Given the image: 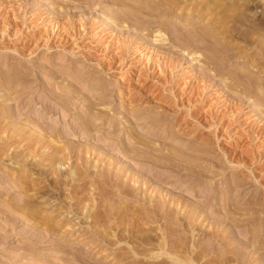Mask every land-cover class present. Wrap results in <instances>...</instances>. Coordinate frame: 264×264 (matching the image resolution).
<instances>
[{"label":"rangeland","instance_id":"1","mask_svg":"<svg viewBox=\"0 0 264 264\" xmlns=\"http://www.w3.org/2000/svg\"><path fill=\"white\" fill-rule=\"evenodd\" d=\"M18 1L21 2L23 0H0V4L2 3V5H4V7L8 6V8H12L11 6H15V4L16 5L19 4ZM24 1H25V3H24ZM24 1H23L24 5L25 4L30 5V4L36 3L37 7L40 8V10H41V11H39L40 12L39 14H41L40 15L41 20H45L43 22L46 24V26H48L49 24L56 23L57 25L55 24V26H59V29H60L59 34L62 33V35H61L62 37L60 36V38L63 39V36L65 35V40L62 41V43L64 42V44H63L64 47L62 46L63 48H60V46H58V44H56V46H54L55 44H53L54 40L57 39L58 35L57 36L55 35L53 37V40H50V38H49V40H48L49 47L50 46L51 47L53 46V47L49 48V50H47V48L45 46H43V41L45 39L44 38L45 35L50 31L49 30L50 28L46 29L40 25L36 26V28H35L34 25L36 24V22H34V25H33V23H30L29 20L25 21L23 19V17L24 18L25 17L31 18L30 17L31 12H29V11L26 12L25 13L26 15L25 14L17 15L19 17L16 18L15 20L12 18L11 15L9 16L8 14H4V13L0 14V69L3 68L2 70L4 72L3 73L4 79L9 80L8 76H10V78L11 77L13 78V80L15 82L14 87L16 88L15 90L10 91L11 95L8 96V98H13V100L11 102H6V103L3 102L2 103L3 100H1V99H3V98L1 97V99H0V104L2 103L0 106V109L4 108V105L5 106L8 105L9 109H10L9 110L10 113L9 112H7V113H9L11 115L10 116L8 115V117H7L8 119H6L7 122H9V121L20 122V120H21V122H23V120L24 121L29 120L30 119L28 117L29 112L26 111L25 109H22V108H24V107L27 108L28 106L30 108L32 106L34 109H36V108L38 109V107H41V105L43 104V100H44V97L46 95V91L40 90L37 87L44 80L43 70H40V69L37 70V72H36L37 74H35V72L33 71V75L31 74L32 71L28 72L29 75L24 77V79L29 81V82L26 81V83H23V84L21 83L22 76H20L18 74L19 73L21 74L22 72L27 71L26 70L27 68H25V67H31L33 64L40 66V64H41L40 62L45 61V60L47 62L49 61V63L54 62L53 64L64 63L63 65H67V66H69V68L72 67V70L74 67H75L74 70H77V68H78V72H80L82 74L81 76H83V77L88 76L89 78L85 77L88 79H90V77H92L93 79L91 78L92 79L91 82H93L95 85H100L101 88L99 87V89L97 91L98 94L101 93V91L104 89L103 91L106 92V94H105L106 99L102 102L104 104H98L99 106L95 105L94 107H96V108L93 107L92 109H94V110L93 111L90 110V112L92 111L91 113L88 110H86L85 108L81 107L82 105H85L88 102V100H86L84 98L83 101L85 103L81 101V103L78 102L77 104H73V106L67 105V107L64 106L65 108L61 106L62 108L59 107L55 112H53L54 114L53 113L51 114L52 116L50 114H48V117H46V118L43 117L44 119L42 121H46V119H48L47 121H52V120H53V122L56 121L55 123H57V130L61 131L62 129L67 127V129L69 128L70 132H72V134H73V135L72 134L70 135L69 141L68 140H65V141H67L66 143H68V142L71 144L74 143L73 144L74 147L72 149H74V148H76V149H74V151H72L73 152L71 154L72 157L70 156L69 159L63 157V160L61 162L63 165L61 167H59L60 171L58 170V168H56L57 166L53 165L52 166L53 168L50 167V163H48L49 161H47V159H46L47 157H45L52 152L53 148H50V150L45 149V150H40V151L38 150L37 151V146L34 144V141L32 139L27 138L29 140H27V139L25 140V138L28 135L30 137V133L32 132V130L30 132H27L26 130H25V132L24 131H19V132L16 131L15 132V130L10 129L9 130L10 133L7 132L8 134H5V135L0 134V136L2 138L5 136V139L0 138V194H1L0 195V212L1 211L6 212L3 214L1 213L0 216L2 217V219L7 218L6 220L8 223L7 226H5L4 229L0 231V238H1L0 239V264H66L68 262V260H70L71 258L75 259V260H79L78 261L79 264H80V261L82 264H83V262L85 264H116L117 261L119 259H121L122 257L124 259L130 258V257H126V256H131L132 258L135 257L133 255V253L135 251H137L135 253L138 255L135 258H138L137 261H139V262L136 261L135 262L136 264H138V263L139 264H142V263L143 264H145V263H148V264H160V263H162V264H164L165 261L167 264V260H166L164 255L163 256L160 255V257H157L156 259L155 258L154 259L149 258L152 255L149 253H151V252L153 253L156 251V249L159 247V242L162 241V243H163L162 238L164 239L165 236L167 237V239L165 238L167 241L168 240L170 241V239H171V242H176V241L181 242L180 244L183 245V249H186V250L188 249L186 251L187 253H185L183 250H182L183 252L181 253L180 252L181 250H179V253H181L182 257H186L182 254H185L189 257V255H191V254L193 255V253H195L194 255L200 254L203 257V259L206 258V262H203L205 260H203V261L199 260V263L202 262V263H206V264L209 263L210 264V262H211V264H226V263L227 264H235L236 263L235 260H233L234 262L232 260L227 262V261H225V259H227L228 257H233V253L236 254L237 252L242 251L243 245L245 247V243L243 244L241 240H240L241 242L238 243L239 240H231L228 237L226 238V235L228 233L227 231H229L228 230L229 226L225 227V225H223V226H221V228L215 227V226H217L215 221H217L218 217L217 218H216V216L214 217V215H212L211 211H208V210H211L210 208H212V206H215L214 208H218V209L220 208V210L222 209L223 204L227 203V198L224 196L228 195V193L230 194V192H226L225 190H226L227 186L231 185L232 182H234V180H236L235 182H237L238 180H239L238 182H241V180H242L241 183H244V186L241 188H238L237 190L231 191L232 195L236 194V195H238V197H236L235 200H232V201L230 200L229 203L231 202L234 206H237V207L239 206L242 208H247V207L252 208V207H257L260 204L263 205L264 204V161H263L264 159L262 160V162L259 163V165L257 163L256 166L255 165L251 166V168H253L252 169L253 172H251V171L249 172V170L243 168L242 166L237 167L234 164L236 166L235 167L233 164H229L226 161L224 154L220 150V149L224 148V150L227 149L226 151H230L231 150V144H232L229 141L228 134L227 133L225 134V131H224L225 129L223 130V128L219 129L220 131L217 129H215V130L203 129L202 132H200L201 134L204 133V136H206V138L204 139L205 140L204 142H207V143L205 144L204 147H200V146L199 147L201 149H206L208 151V153H207L208 158L210 157V159L206 160V164L216 167V168H214V170L222 173V174H218L217 172L214 173V174H216V176H213V174L210 175L209 172L210 171L214 172V171H212V168L209 167L208 165H207V167H208V169L210 168L209 170L206 168H199L198 169L197 167H193L194 169L190 170V168L188 166H181L182 167V169H181L180 165L177 166V165H173V164L168 163V162L162 163L160 161L155 160L152 157L149 158L150 155H148V154H146L147 156H145L142 153L129 152L128 156H126L127 154L124 151H123L124 153L123 152L121 153V151H122V148H124V146L128 145V144H126L128 136L125 133V129L127 128L128 125L129 126L133 125L134 129L136 128V130H138L139 132L142 131L144 133V132L148 131L150 133L151 142L153 141L154 144L156 143V145H154V147H153V150L151 151L152 153H150L152 156L158 155V151H156L159 148L158 145L160 143V142H158V140L162 141L161 142L162 145L167 142L166 144L168 146H171V148L173 150H176L177 147L175 148V146L177 143H178L177 145H181L184 143L186 144V142L187 143L192 142L191 144H193V146L198 147L201 138L200 139H199V137L197 139L194 138L197 135L196 132L192 133L191 135H184L186 127L183 124L185 122L184 120H186V119H187V122H192V119L190 117L192 116V114H196V112L199 111L198 109L201 108V107H199V105H196L197 107L192 106L189 111L187 110L184 112V110H186V107L191 105V102L195 99V96L192 98L189 97L188 95L181 96L180 100L182 102L183 107L180 110L182 111L184 109L182 111V113H184V114H181V116L178 117V122L181 120V122H183V123L179 122V124H181V127H183V125H184L185 128L183 127L184 128V130H183V128L180 127V130H178L177 120L172 121L171 116L167 115L164 111L161 112V110H158L157 107L155 106V104L154 105L150 104L144 97L142 99L140 98L141 100H137L139 97L137 92L139 91V89H144V88L147 89V88L151 87V88H153V90H155V91L157 90V93L155 92L156 95L159 94L158 96H161L160 98L163 97L162 100L165 99L164 101L169 102L173 96L169 93V90H172L173 93L175 94V96H178V94H179L180 86L176 85L177 84L176 82H178L179 79H180L179 81H181V82L182 81L189 82L192 80V82L194 84L195 82L193 81L194 80L193 77L194 78L197 77L198 79L201 78V76L204 73L203 68L205 67V64H203V63L208 62L211 57L215 58V60H216L215 61L214 59H212L213 62L215 61L214 65H215V63L217 64V61L218 62L222 61V62H220V64L222 63V65L220 67H223V71H225V70H227L228 72L232 71L236 75L238 72L239 78H237V80H235L236 82L237 81L240 82L242 79H245L247 77L246 79L249 78L250 81L252 82V84L256 83V86H258V85L260 87L262 86L259 94L260 95L262 94V96L264 97V67L262 66L263 65L262 59L264 60V55H263L264 51H263V53H262V51L260 52L259 51L260 48L258 46H254V47L251 46L250 48H247L248 47V46H246L247 45V40H246L247 38H246V31H245V27H244V25L246 24V16H247V13L249 11L254 13L255 25H257V26L259 24L264 25V23H263L264 22V0H254V1L251 0V2H249L250 0L249 1H247V0H218V1L217 0H196V1L192 0V3L189 2L188 0H175L177 2H172V3L169 2L172 6L168 2L162 3L159 0H151L152 2L149 1L150 4H147V2L144 3L143 0H140V1L139 0H127V1L123 0L122 2L118 1V3H117V1L113 2L112 0H110V1L109 0L108 1L107 0H100L99 1L100 3L96 2L97 0H93V2L90 0V3H89V0H24ZM184 1H186V2H184ZM259 1H260V3H259ZM193 2L196 4L194 5ZM114 3H116V4H114ZM164 3H168V4H164ZM204 3H208L209 7L210 6L213 7L212 9L210 8L211 10L208 8L211 11V13L208 12V10L207 11L203 10L204 11V13H203V11H202L203 5L202 4H204ZM145 4H147V5H145ZM181 4H183V5H181ZM88 5H89V7H88ZM145 6H148L149 10L146 9ZM169 8H171V10ZM127 9H128V13L126 15ZM138 10H140V11H138ZM190 10H192V11H190ZM200 10L202 11V13L199 12ZM198 12H199V14H198ZM188 13H191V14H188ZM128 15L130 16V18H128L129 17ZM141 15H142V18L144 16H147V18L145 17L146 18L145 21L147 23L144 21H141L142 20ZM125 18L129 19V20L126 21ZM4 19L5 20L8 19L9 21L11 20V24L8 25L7 24L8 21H5ZM12 19H13V21H12ZM134 20H135V22H134ZM81 21L83 24H85V28H86L85 31H83V32L79 31L80 25L82 24V23H80ZM94 21H95V24H97V25L93 24V26H95L96 29L99 28V26H100L99 29H102V30L104 29L103 30L104 33L107 32V34H109L111 32L112 38L115 35L117 36L118 34H120V35L123 34V32L125 33V31L127 32L126 28L132 29V30H128L129 32H127V33L131 32V35L134 34V35H132V37L130 35V37H131L130 39H132V41L136 42V43H133V42L132 43L133 44L141 43V45L144 44L142 47L143 50L146 48L147 49L144 51L142 50L143 51L142 53L143 54L148 53V56H150L149 58H151V60H156L162 56V58L160 59V61L162 60L161 62L166 61L167 57L173 58L174 60L179 59L181 61L177 64V68L175 67V69L172 68L170 70L171 73H172V71H174V73H172L171 76H169V74H170L169 69L168 70L165 69V72H164L165 75L163 73L161 74L160 70L154 69L153 75H151V72L149 73V71L147 70L148 67L149 68L151 67L150 66L151 64L146 63L143 60V58L140 57V55H138V53H134L135 51L133 50L134 51L133 52L132 48L130 50L128 49L131 52H129L128 54L124 53V55L122 57L123 53H120L119 51H117L116 48L113 47L112 43L110 44L111 37H110V39L108 37L110 35L102 37L100 40L99 39L92 40L93 37L90 36L89 31L92 28H94L92 25H90ZM129 21H131V22H129ZM192 21L194 22V24H196V23L197 24L194 25ZM72 22H73V24H72ZM138 22H140L141 25H143L142 22H144V25L141 26ZM213 22L215 23L216 27H218L220 29V31L218 30L216 33L217 36L215 35V33H213L212 28L209 26V25L213 24ZM30 24H31V26H30ZM135 25H137L139 30H137L138 29L137 27H133ZM183 25H185V26L183 27ZM262 25H261V27H262ZM29 26L31 28H26ZM144 26H146L148 28H146ZM77 31L81 32L82 33L81 35L83 37L80 36L79 34H77L76 33ZM179 31L180 32L183 31V33H180ZM184 31H186V32H184ZM210 33H212L213 35ZM70 34H74L73 35L74 38L73 37L71 38ZM75 34H77V35H75ZM180 34H182V36ZM184 35H185V37H184ZM186 35L190 36L191 38H187L188 36H186ZM51 36H53V35H51ZM78 36H80V37H78ZM14 37H15V39H14ZM181 37H184L185 39L187 38V40H190L191 42H189V44L184 42V44H183L182 39H184V38L180 39ZM242 37H244V38H242ZM242 39L245 41H243ZM84 40H85V42H84ZM73 41H74V43H73ZM177 41L180 43L178 44ZM218 41H219V44L220 43L223 44V46H222V44H220L222 47L225 48L228 46L226 49L228 50L229 54H232V55H229L227 53L229 58L225 54L220 55V52H219V54H218V51L216 52V46H217L216 44H218L217 43ZM214 42L216 44H214ZM181 43L183 46H181ZM33 46L34 47L36 46V47L34 48ZM238 46L240 48H238ZM184 47H186L187 49ZM192 47H194V49ZM190 48H192V49H190ZM212 48H214V49H212ZM230 48H233V51L230 50ZM14 49H16V50L13 51ZM31 49L32 50L35 49L36 51L34 50L35 52H33V54L31 56H29L30 53L28 51L30 50V52H31L32 51ZM229 50L231 53L229 52ZM156 51L158 54L157 55L158 58L156 57V55L154 53ZM212 51H214V52H212ZM257 52H259V53H257ZM160 53L161 54L163 53V54L161 55ZM233 54H235V55H233ZM174 56H176V58ZM204 57H206V58H204ZM163 58H165V60ZM252 58H253V60H252ZM95 59H96V61H95ZM50 61H52V62H50ZM32 62H34V63L32 64ZM36 62H37V64H36ZM67 62H68V64H67ZM158 62H159V59H158ZM261 62H262V64H259ZM203 65H204V67H203ZM46 66H48V65H46ZM212 67H213V64H212V66L210 64L209 69ZM219 69L217 67V70H219ZM45 70L46 71L50 70V66H48V68H46ZM12 72H13V74H11ZM15 72H18V74L14 75ZM39 72H41V73H39ZM147 73H148V75H146ZM173 74H174V77H176V75H177V77L174 78ZM149 75L154 76V79L153 78L151 79ZM182 75H184V76H182ZM242 75L245 76V78ZM55 76L56 75H53V77H55ZM159 76H161V78L164 80L172 77L171 78L172 80H170L168 82L169 84H167V85L165 84V86L160 87V89L163 90L162 92H161V90L159 91L160 84L158 85V83L156 82V79H155V77H159ZM167 76H169V77H167ZM61 78L62 77H58L56 82L57 81L60 82V80H62ZM143 78H145V79H143ZM18 79H20V80H18ZM66 81H67V79H66ZM231 81L235 82L234 80H229L228 76L219 75L218 78H215L214 81H212L210 83L211 85L209 84L210 89L208 88L207 90H209L210 93L205 90L206 93L203 94L205 96V98H207L208 100L205 98H203V100L205 99V102L207 101L206 103H208V105L211 103V104H216V106H220L221 104H223L226 101V99L229 100L230 99V93L227 92V94H226L225 90L223 89V82L227 83V84H231ZM65 82H63V83L65 84ZM63 83H60L61 86H58V85L54 84V82H53L51 89L54 87L53 90L57 91L58 94L62 95L63 92H65L69 89V88L64 89V87H62ZM32 84H33V86L31 88H29V90H26V92H25L24 91L25 87L31 86ZM15 85L18 87H16ZM142 85H143V87H142ZM153 85H155V86H153ZM207 85H208V83H207ZM162 87H163V89H162ZM37 88H38V90H37ZM0 91H1L0 92V95H1V94L5 93L6 90H0ZM97 93H96V95H97ZM5 95H7V91H6ZM208 95H210L211 97H209ZM228 95H229V97H228ZM225 96H226V99H225ZM15 97H16V99H15ZM235 97H237V96H234V98L232 96L233 99H235ZM247 97H246V99H247ZM62 98H63L62 96H59L57 101L59 103H61ZM188 98H190L189 101H188ZM201 98H202V95H201ZM248 98H250V99H247L248 102H246V103H248V104H246V103L245 104L248 105L249 107L243 111L242 115L247 116V117H250V115H251L252 120L250 119L251 120L250 121L249 119H243L244 118L243 116H241V118H240L241 122L244 123V124H242L243 128L245 127L246 130H249L251 127H255L256 124H258L257 122H259V124L260 123L262 124V122H263L262 120L264 119L263 115L254 116L257 114V112L255 111L256 110L255 108H257V107L252 105V103L254 101L253 96L251 97V95H250ZM190 100H192V101L190 102ZM217 101L223 102V103H219ZM215 102H217V103H215ZM98 103H100V101H98ZM204 108L206 109L207 106H205ZM19 109H22V111ZM246 110H248V111H246ZM63 112L65 114H62ZM80 112H81V114H80ZM191 112H192V114H191ZM91 114H92L93 118H92ZM190 114H191V116H190ZM245 114H248L249 116L245 115ZM81 116L86 117V119L88 121H90L91 119L93 120V122L95 121V124L97 125L96 129H92V130L90 129V131H88L89 132L88 134H83V132H82L83 128H82V126H80L81 120H78L79 117L81 119ZM184 117L186 119H184ZM49 119H51V120H49ZM135 119H141V121H140V123L142 122L141 125L139 122L136 123ZM88 121H87V124H89ZM133 121H135V122H133ZM174 124L176 126H174ZM249 124H250V126H248ZM152 125L155 126L154 129H152L150 127ZM246 126H248V127H246ZM188 127H190V126H188ZM26 129H28V128H26ZM21 136L22 137L24 136L23 139ZM31 138H34V137H31ZM77 140L79 141V143ZM172 141H174L175 146H173L174 144L173 145L170 144V143H173ZM58 142H60V141L58 140L56 142L57 147L61 146V142L60 143H58ZM243 142H245V141H243ZM253 143L254 144H251V145L255 148L262 145L260 140H259V142L254 141ZM76 145H78V146H76ZM82 146L84 149L86 146H89V147L90 146L91 147L98 146V148L103 152V154H101L102 156H98V157L94 158L95 159V161H94L92 156L89 157V156L82 153L84 150V149L82 150ZM28 148H29V151H27ZM239 150H241V149L239 148ZM31 152H32V157H31V155L28 156V154H27V153L31 154ZM78 153L80 155H78ZM73 154H74V156H73ZM239 155H243V154L238 153V155H236L235 157L237 158V157H239ZM135 158H137V159H135ZM44 159H46V160H44ZM99 159H100V161H102V163L104 165L106 164L105 168L107 166H109V163L111 162L110 160H114L116 163H114V161H113V164H111L110 167H108L109 170L112 169V167L119 168L122 166V167L126 168V171H127L126 174L127 173L130 174V172L133 171L132 169H134V167H137L138 165H140L141 169H148L151 171V173L148 175H144L142 172H139L138 173L139 176H141L143 174V176H145V177L152 176L153 178H151L149 180L147 188L145 185H143V186L141 185L142 178H140L138 180L134 179L135 183L137 181L136 184H133L132 179L128 180V177H125V179L122 178L118 181H116L114 178L110 179L111 177H108V178L105 177V179H104V177L101 176V178H99L100 176L99 177L96 176L99 173V171H97V169H99V168H97V166H99V163L96 160H99ZM134 160H136V161L138 160L137 163H135ZM48 164H49V166H48ZM103 164L101 166H103ZM142 165H143V167H142ZM69 166L72 169H74L78 175V176L76 175L75 179H73V180L70 178V176L73 177V175L68 173L69 170H72ZM101 166H99V167H101ZM93 167H95V168H93ZM184 167H188V169L184 168ZM221 167H222V169H220ZM254 167H256V168H254ZM218 168H219V170H217ZM56 169H57V171H56ZM89 169L91 170V173H90ZM102 169H103V167H101V170ZM178 169L181 173L178 171ZM195 169L200 170L201 174L198 172L192 171V170L195 171ZM260 169L262 171H260ZM84 170H85V172H84ZM68 174H69V176H68ZM46 175H48V176H46ZM90 175L91 176L93 175V177H91ZM94 175L97 177L96 178L97 180L93 179V178H95ZM252 175L255 176L256 179L254 178L251 180ZM159 176H160V178H159ZM210 176H213V177H211L212 179L209 178ZM155 178H158V179H155ZM123 179H124V181H123ZM121 181H123L124 183H122ZM24 182H26L28 184V187H30V190L28 189V191L30 193L28 191L24 190V187H25L24 184H26ZM138 182H139V184H138ZM117 183H118V185H117ZM188 183H189V185H188ZM78 184L82 185L83 187L79 188V189H82V192L78 189V191L81 193H79L77 191L78 193L76 194V190L79 187ZM120 185H121V187H120ZM129 185H131L132 187H130ZM167 185L168 186L170 185V187H168ZM75 186H76V188H75ZM106 186H108V187H106ZM188 186H189V188H188ZM133 187H135V188L136 187L137 188L142 187V191H145L146 194L149 192L151 194V192H152L153 196H157V195H155L156 194L155 191H160L162 188H164V189L166 188L165 190H168V191L172 192L173 194H175V193L177 194L178 192L175 189L180 188V189H182V191L185 192L184 195H187V197L185 196V198H186L185 201L188 198H190V199L187 200L188 205H184L185 208H183V211L181 210L182 211V213H180L181 215L178 213L179 212L178 207H177V209H175L176 207H173L172 205L171 206L169 205L171 208L167 207L168 209L166 211H165L166 208L164 209V207L162 209L163 211L158 209L159 210V211L157 210L158 214H161L160 212H163V214H161V215H163V216L165 215L164 217L166 220L165 219L161 220L160 218L159 219L157 218L156 214L154 215L155 217L154 216L150 217L151 214L147 213L149 215V217H148V215L145 213L146 211H145V204H144L147 201L146 202H144L142 200L136 201L134 195L131 194L133 192H131L129 189H126V188L132 189ZM122 188H123V190H128V191H125L127 195H125L124 191L122 193H120L121 195L119 194V192L122 191L121 190ZM135 188H133L132 191L136 190ZM158 188L159 189L161 188V189L159 190ZM185 188L188 191L187 194H186ZM191 189H193V190H191ZM208 189L216 191L215 197L211 198V197L206 196V192L208 191ZM72 191H74L73 192L74 195H72ZM114 192H115V194H114ZM127 192H129V193H127ZM153 192L155 194H153ZM134 193L137 195L140 194V193H138V191H136ZM98 194H100V195H98ZM71 195H72V197H71ZM79 198H80V200H79ZM85 198H87V199H85ZM138 198L140 199L141 196L139 195ZM156 198L154 197V199L157 201L158 199H156ZM182 198H184V196ZM191 198H193V201ZM224 198H226V199H224ZM21 199L22 200L26 199V201L30 200V205L34 204L32 209L37 211V213L41 211L42 214H40V215H44L45 213L49 212L50 214H48V215L50 216V218H52L53 220L55 219L54 223L57 222L58 225L62 224L61 222H63V220H65V218L68 221H70V223H71L70 225H76V224L77 225H76V227L70 228L69 231L66 230L64 233L65 236L60 234V233L58 234L57 232H54V231H48V232L44 233V231L42 230L43 227L41 229H38V228H36V227H38V225L36 227L34 226V225H36L35 220H34L35 222H33V220L31 218H28V217L25 218V214H28L29 212L27 213L26 210H23L22 211L23 213L19 212L21 210H19L20 208L19 209H17V208L19 206L23 205L21 203L22 202ZM189 200H191L192 202L191 201L188 202ZM196 200L200 201L201 205L205 206V209L207 207L206 213L208 214V216H206V218H205L204 215H207V214L203 213L201 216L202 219H200L199 222L198 221L197 222L192 221L190 223L192 225V230H191V226L186 221L189 219H192L191 214L188 215L190 212L189 207L191 206V204L193 205V206H191V208H193V210H194V208L196 210V208L198 207ZM15 201H16V203H15ZM86 202H87V204H86ZM48 203H49V205H48ZM97 203L99 205H97ZM8 204L10 206L13 205V206H11L13 208H10ZM46 205H48V206H46ZM83 205H85L86 207L85 206L82 207ZM209 206H211V207H209ZM142 207H144V208H142ZM263 207H264V205H263ZM22 208H23V206H22ZM83 208H84V210H83ZM74 209H76V210H74ZM87 209H89V210H87ZM142 210H143V212L144 211L145 212L144 213L141 212ZM184 211L186 212L185 216L189 217V218L187 217L186 220H184L185 218H184V216H182L184 214ZM196 211L194 213L195 215L197 214ZM164 212L168 213V215L166 216V214H164ZM208 212H210V213H208ZM222 212H224L223 209H222ZM66 213L68 216L66 215ZM145 214L147 215V217ZM177 214L180 217H182L181 220H184L183 223L185 226H182L183 225L182 221H181L182 224L180 225V222L178 221L179 219H177L179 216L177 217ZM221 214H223V213H221ZM221 214H220V216H225V214L224 215H221ZM255 214H256L255 222L257 224L264 222V209H263V211H258ZM40 215H38V216L40 217ZM76 215H77V217H76ZM209 215H211V217L213 216L214 218H209ZM57 216L59 217V219ZM90 216H92V217H90ZM168 216H169V218H166ZM87 217H88V219H87ZM171 217H172V219H171ZM124 218H125V220H124ZM152 218H153V220H152ZM174 218L177 219L176 222L178 221L179 223H175ZM203 218H204V220H203ZM236 218H238V217L236 216ZM138 219H139V221H138ZM147 219L148 220L150 219V220L148 221ZM170 219L174 223L172 221H168ZM9 220H11V222ZM201 220H203L202 225L200 224ZM213 220H215V221H213ZM153 221H155V223ZM152 223H154V224H152ZM186 223L190 226V229H188L189 228L188 225L186 227ZM176 224H177V226H176ZM237 224H238V228L239 227L241 228V222L238 221ZM160 225H162V228ZM164 227H166V228H164ZM137 228H139V229H137ZM157 228L158 229L160 228L159 229L160 231L162 229H164L165 231L164 230L161 231L162 232V234H161V232ZM166 229H168V233L166 232ZM172 229L174 231L176 230L177 232L176 231L174 232ZM216 229H217V232L219 230L218 233H220L221 236L219 234V236H218L219 238L217 237L218 239L216 238L215 240L212 239V237L209 238V235L212 233L214 234ZM178 230H179V232H178ZM42 231H43V233H42ZM98 232H100V233H98ZM163 232L164 233L166 232L165 233L166 235L163 234ZM76 233H78V234H76ZM91 233L93 236L91 235ZM178 233L182 234V235H179ZM204 233H205V235H204ZM206 233H207V235H206ZM258 233H259L258 228L256 230L252 231V234H254V235H257ZM103 234L105 237L103 236ZM38 235H44V236H38ZM130 235H131V237H130ZM192 235L193 236L195 235V237H193ZM199 235H201V236H199ZM171 236H172V238H171ZM173 236H175V237H173ZM177 236H180L181 238H183V239H181V240H183V242L179 239L180 237L178 238ZM197 236H198V238H197ZM40 237H42V238H40ZM176 237H177V239H176ZM190 237H192V238L190 239ZM206 237H208V238H206ZM4 239H6V241ZM158 239H159V241H158ZM178 239L180 241H178ZM220 239H221V241H220ZM74 240H75V242H74ZM100 240H106L105 242H107V244H109V243L111 244L109 246L110 248H115L114 254H117V255L119 254L117 256L118 259L116 258L117 260H112L110 262L109 259H112L113 255L111 257H109L110 253H104V254L98 253V247L97 246L106 245V243H104ZM143 240H144V242H143ZM172 240H175V241H172ZM193 240H195V241H193ZM186 241L188 243H186ZM191 241H193V242L191 243ZM263 241L262 240H253L252 242H250V244H252L251 246L253 248H255L257 245L258 246L264 245ZM80 242H83V243H80ZM89 242H90V244H89ZM156 242H158V243H156ZM257 242H260V245ZM58 243L60 245H58ZM76 243H78V244H76ZM92 243H93L92 247L96 246V248L94 250L90 246V245H92ZM154 243H156V245ZM185 243H186V245L189 244L190 246L188 245L189 247L187 248ZM240 243L243 244V245H241L242 249L237 248V247H240V246H238ZM86 244H87V247H86ZM180 244L178 243L179 249L181 247ZM192 244H194V246ZM223 244H225V245L223 246ZM246 244L248 245V247L250 246V244L248 242ZM112 245H113V247H112ZM130 245H132L133 247L129 248ZM191 245H192V248H191ZM254 245H256V246H254ZM203 246H204V248H203ZM210 246H211V248H210ZM91 248H92V250H91ZM99 248H100V246H99ZM124 248H125V250H124ZM128 249H131V251ZM158 249H157V251H158ZM181 249H182V247H181ZM224 249H225V251H224ZM138 251H139V253H138ZM201 253H203V255ZM204 255H205V257H204ZM224 255H227L228 257L226 256V258H224L225 257ZM217 256H219V257H217ZM107 257H109V258H107ZM188 257H186V258H188ZM190 257H192V256H190ZM256 257L254 259L253 264H255V263L259 264L262 261L260 258H259L260 260L258 261V258L256 259ZM210 259L214 260V261H210ZM215 261H216V263H215Z\"/></svg>","mask_w":264,"mask_h":264},{"label":"bare ground","instance_id":"2","mask_svg":"<svg viewBox=\"0 0 264 264\" xmlns=\"http://www.w3.org/2000/svg\"><path fill=\"white\" fill-rule=\"evenodd\" d=\"M24 1V0H23ZM23 1H21V2H19V4H15V6H11L12 8H8V6L6 7H4V5H2V3L0 4V14L1 13H4V14H8L9 16L11 15L12 16V18L15 20L16 18H18L19 16H17V15H22V14H25L26 12H31L30 14H31V18H29V17H23V19L25 20V21H28L29 20V22L30 23H33V25H34V22H36V24L34 25L35 26V28H36V26H38V25H40V26H43L44 28H50L49 30V32L45 35V39H44V41H43V46H45L46 48H47V50H49V48H52L51 46L49 47V43H48V40H49V38H50V40H53V37L56 35H58V37H57V39L56 40H54V42H53V44H55L54 46H56V44H58V46H60V48H63L64 46H63V44H64V42L62 43V41H64L65 40V35L63 36V39H61L60 38V36L62 35V33L61 34H59L60 33V29H59V26H55V24L56 23H53V24H49L48 26H46V24L43 22V21H45V20H41V18H40V15L41 14H39L40 12L39 11H41L40 10V8H38L37 7V5H36V3L35 4H30V5H24V3H25V1H24V3H23ZM92 2H93V0H91ZM100 0H97L96 2H99ZM108 1V0H107ZM110 1V0H109ZM113 2H116L117 1V3H118V1H120V2H122L123 0H112ZM111 1V2H112ZM127 1V0H126ZM140 1V0H139ZM149 1L150 2H152L151 0H143V2L145 3V2H147V4H150L149 3ZM159 1H161L162 3L163 2H177V1H175V0H159ZM189 2H191L192 3V0H188ZM187 1V2H188ZM196 1V0H195ZM218 1V0H217ZM247 1H249V0H247ZM254 1V0H253ZM86 2V1H85ZM102 2V1H101ZM110 2V3H111ZM184 2H186V1H184ZM216 2V1H215ZM249 2H251V0L249 1ZM262 2V1H261ZM30 3V2H29ZM89 3H90V0H89ZM100 3V2H99ZM124 3V2H123ZM127 3V2H126ZM125 3V4H126ZM168 3H164V4H168ZM190 3V4H191ZM194 3V2H193ZM211 3V2H210ZM259 3H260V1H259ZM114 4H116V3H114ZM147 4H145V5H147ZM170 4V3H169ZM177 4V3H176ZM196 3H194V5H195ZM218 4V3H217ZM250 4V3H249ZM262 4V3H261ZM118 5V4H117ZM171 5V4H170ZM181 5H183V4H181ZM203 5V9H202V11L204 10V11H207L208 10V12H210L211 13V9L213 8L212 6H210L209 7V4L208 3H204V4H202ZM160 6V5H159ZM167 6V5H166ZM172 6V5H171ZM198 6V5H197ZM36 7V8H35ZM88 7H89V5H88ZM133 7V6H132ZM146 7V9H148L149 10V7L148 6H145ZM169 7V6H168ZM234 7V6H233ZM27 8V9H26ZM35 8V9H34ZM91 8V7H90ZM142 8V7H141ZM144 8V7H143ZM174 8V7H173ZM210 10H209V9ZM73 9V8H72ZM134 9V8H133ZM170 10H171V8H169ZM168 9V10H169ZM188 9V8H187ZM186 9V10H187ZM189 10V9H188ZM187 10V11H188ZM230 10V9H229ZM235 10V9H234ZM138 11H140V10H138ZM190 11H192V10H190ZM196 11V10H195ZM202 11L200 10L199 12H201L202 13ZM204 11H203V13H204ZM259 11V10H258ZM146 12V11H145ZM169 12V11H168ZM197 12V11H196ZM199 12H198V14H199ZM260 12V11H259ZM127 13H128V9H127V12H126V15H127ZM188 14H191V13H188ZM194 14V13H193ZM196 14V13H195ZM226 14V13H225ZM26 15V14H25ZM125 15V14H124ZM137 15V14H136ZM201 15V14H200ZM228 15V14H227ZM262 15V14H261ZM6 16V15H5ZM61 16V15H60ZM129 16V15H128ZM127 16V17H128ZM138 16V15H137ZM144 16V15H143ZM195 16V15H194ZM216 16V15H215ZM8 17V16H7ZM113 17V16H112ZM136 17V16H135ZM147 18V16H144L143 18H142V15H141V21H144V22H146L145 21V19ZM200 17V16H199ZM198 17V18H199ZM226 17V16H225ZM9 18V17H8ZM128 18H130V16L128 17ZM197 18V19H198ZM261 18V17H260ZM13 19H12V21H13ZM114 19V18H113ZM120 19V18H119ZM118 19V20H119ZM220 19V18H219ZM5 20V19H4ZM82 20V19H81ZM98 20V19H97ZM123 20V19H122ZM125 20L127 21V20H129V19H126L125 18ZM133 20V19H132ZM172 20V19H171ZM196 20V19H195ZM200 20V19H199ZM228 20V19H227ZM5 21H8L7 22V24L9 25V24H11V20L9 21L8 19H6ZM40 21V22H39ZM71 21V20H70ZM115 21V20H114ZM187 21V20H186ZM254 21H255V17H254V13L253 12H251V11H249L248 13H247V16H246V24L244 25V27H245V31H246V40H247V45L246 46H248L247 48H250L251 46H258L259 48H260V52L262 51V53H263V51H264V25H262V24H259L258 26L257 25H255V23H254ZM39 22V23H38ZM64 22V21H63ZM119 22V21H118ZM122 22V21H121ZM129 22H131V21H129ZM134 22H135V20H134ZM144 22H142V24L144 25ZM193 22V21H192ZM191 22V23H192ZM20 23V22H19ZM80 23H82V21L80 22ZM140 25H141V23L140 22H138ZM147 23V22H146ZM225 23V22H224ZM264 23V22H263ZM17 24V23H16ZM43 24V25H42ZM72 24H73V22H72ZM93 24L94 25H97V24H95V21L94 22H92L90 25H92L93 26ZM193 24H194V22H193ZM192 24V25H193ZM197 24V23H196ZM196 24H194V25H196ZM213 24L215 25V23L213 22ZM213 24H211V25H209L211 28H212V30H213V33H215V35H216V33H217V31L219 30L220 31V29L218 28V27H216V25L214 26ZM57 25V24H56ZM65 25V24H64ZM77 25V24H76ZM89 25V26H90ZM115 25V24H114ZM130 25V24H129ZM143 25H141V26H143ZM261 25H262V27H261ZM30 26H31V24H30ZM26 27V28H31V27ZM33 26V27H34ZM91 26V27H92ZM185 25H183V27H184ZM208 26V27H209ZM94 28H92L90 31H89V34H90V36H92L93 38H92V40H97V39H101L102 37H105V36H108V35H110V36H108L109 37V39H110V37H111V32L109 33V34H107V32L106 33H104V29L102 30V29H99L100 28V26H99V28H97L96 29V27L95 26H93ZM128 27V26H127ZM133 27H137V25H135V26H133ZM144 27H146V26H144ZM190 27V26H189ZM195 27V26H194ZM220 27V26H219ZM223 27V26H222ZM225 27V26H224ZM79 28V27H78ZM138 28V27H137ZM146 28H148V27H146ZM177 28V27H176ZM200 28V27H199ZM63 29V28H62ZM85 24H81L80 25V30L79 31H81V32H83V31H85ZM114 29V28H113ZM122 29V28H121ZM125 29V28H124ZM143 29V28H142ZM145 29V28H144ZM210 29V28H209ZM38 30V29H37ZM118 30V29H117ZM126 30H127V32H129L128 30H132V29H127L126 28ZM137 30H139V28L137 29ZM200 30V29H199ZM208 30V29H207ZM223 30V29H222ZM228 30V29H227ZM79 31H77L76 33L77 34H79L80 36H82L81 34V32H79ZM123 31V30H122ZM136 31V30H135ZM141 31V30H140ZM178 31V30H177ZM190 31V30H189ZM47 32V31H46ZM64 32V31H63ZM126 31H125V33L123 32V34H118L117 36L115 35V36H113V38L111 37V42H110V44L112 43V45H113V47L114 48H116V50L117 51H119L120 53H123L122 54V57H123V55H124V53H129V52H131V51H129L131 48H132V51L134 52V53H138V55H140V57H142L143 58V60L146 62V63H149V64H151L150 66V68L148 67V71H149V73L151 72V75H153V70L154 69H157V70H160V72H161V74L163 73L164 75H165V69L166 70H168L169 69V72H170V70L172 69V68H174L175 69V67L177 68V64L181 61V60H174L173 58H169V57H167V60L166 61H163V62H161L160 61V59L162 58V56L161 57H157V51L156 52H154L155 53V55H156V57L159 59V62H158V59H156V60H151V58H149L150 56H148V53L147 54H143L142 52L144 51V50H146V49H144L143 50V45H141V43H138V44H133V43H136V42H133L132 41V39H130L131 37H132V35H134V34H132L131 35V32L130 33H127ZM138 32V31H137ZM180 32V31H179ZM184 32H186V31H184ZM209 32V31H208ZM88 33V32H87ZM133 33V32H132ZM180 33H183V31L182 32H180ZM220 33V32H219ZM68 34V33H67ZM66 34V35H67ZM77 34H75V35H77ZM160 34V33H159ZM210 34H212V33H210ZM51 35H53V36H51ZM71 36V38L73 37L74 38V34H70ZM130 35H131V37H130ZM179 35V34H178ZM181 36H182V34H180ZM192 35V34H191ZM213 35V34H212ZM245 35V34H244ZM69 36V35H68ZM80 36H78V37H80ZM186 36H188V35H186ZM217 36V35H216ZM228 36V35H227ZM41 37V36H40ZM62 37V36H61ZM67 37V36H66ZM83 37V36H82ZM180 37V36H179ZM178 37V38H179ZM184 37H185V35H184ZM184 37H181L180 39H182V38H184ZM221 37V36H220ZM60 38V39H59ZM187 38H191L190 36H188ZM187 38L185 39H182L183 40V44H184V42H186V43H188L189 44V42H191L190 40H187ZM193 38V37H192ZM195 38V37H194ZM242 38H244V37H242ZM14 39H15V37H14ZM42 39V38H41ZM79 39V38H78ZM137 39V38H136ZM214 39V38H213ZM134 40V39H133ZM161 40V39H160ZM165 40V39H164ZM181 40V41H182ZM243 40V39H242ZM193 41V40H192ZM199 41V40H198ZM202 41V40H201ZM217 41V40H216ZM243 41H245V40H243ZM84 42H85V40H84ZM133 42V43H132ZM142 42V41H141ZM178 42V41H177ZM196 42V41H195ZM230 42V41H229ZM42 43V42H41ZM73 43H74V41H73ZM180 42H178V44H179ZM182 43H181V46H183L182 45ZM201 43V42H200ZM210 43V42H209ZM218 44H216L215 42H214V44H216L217 46H216V52L218 51V54H219V52H220V55H226L228 58H229V56H228V50L226 49L227 47H222L223 46V44L222 43H220V44H222V46L219 44V41L217 42ZM244 43V42H243ZM81 44V43H80ZM187 44V45H188ZM193 44V43H192ZM74 45V44H73ZM207 45V44H206ZM213 45V44H212ZM25 46V45H24ZM63 46V47H62ZM83 46V45H82ZM179 46V45H178ZM199 46V45H198ZM203 46V45H202ZM233 46V45H232ZM241 46V45H240ZM245 46V47H246ZM8 47V46H7ZM34 47V46H33ZM32 47V48H33ZM36 47V46H35ZM34 47V48H35ZM106 47V46H105ZM160 47V46H159ZM191 47V46H190ZM197 47V46H196ZM205 47V46H204ZM142 48V49H141ZM176 48V47H175ZM180 48V47H179ZM183 48V47H182ZM184 48H186V47H184ZM193 49H194V47H192ZM192 48H190V49H192ZM198 48V47H197ZM196 48V49H197ZM234 48V47H233ZM233 48H230V50H232L233 51ZM238 48H240L239 46H238ZM246 48V49H247ZM85 49V48H84ZM129 49V50H128ZM162 49V48H161ZM160 49V50H161ZM187 49V48H186ZM212 49H214V48H212ZM229 49V48H228ZM236 49V48H235ZM16 49H14L13 51H15ZM32 50V49H31ZM35 49H33L31 52H30V50L28 51L30 54H29V56H31L32 54H33V52H35L34 51ZM44 50V49H43ZM143 50V51H142ZM158 50V49H157ZM180 50V49H179ZM230 50H229V52H230ZM148 51V50H147ZM162 52V51H161ZM165 52V51H164ZM173 52V51H172ZM183 52V51H182ZM189 52V51H188ZM212 52H214V51H212ZM238 52V51H237ZM159 53V52H158ZM168 53V52H167ZM166 53V54H167ZM228 53V54H227ZM231 53V52H230ZM236 53V52H235ZM257 53H259V52H257ZM23 54V53H22ZM161 54V53H160ZM163 54V53H162ZM161 54V55H162ZM173 54V53H172ZM175 54V53H174ZM25 55V54H24ZM23 55V56H24ZM133 55V54H132ZM154 55V56H155ZM165 55V54H164ZM229 55H232V54H229ZM233 55H235V54H233ZM264 55V54H263ZM171 56V55H170ZM211 56V55H210ZM216 56V55H215ZM46 57V56H45ZM87 57V56H86ZM139 57V56H138ZM165 57V58H166ZM175 58H176V56H174ZM231 57V56H230ZM85 58V57H84ZM117 58V57H116ZM165 58H163L164 60H165ZM204 58H206V57H204ZM210 58V57H209ZM208 58V59H209ZM263 58V57H262ZM118 59V58H117ZM153 59V58H152ZM169 59V60H168ZM181 59V58H180ZM183 59V58H182ZM212 59H214L215 60V58H210L209 59V61L208 62H204L203 64H205V67H204V65H203V75L201 76V78H197V77H193V81L195 82L194 84H193V82H192V80L191 81H189V82H186V81H179L178 80V82H176L175 84L176 85H178V86H180V89H179V94H178V96H175V94L173 93V91L172 90H169V93L171 94V95H173L172 96V99L169 101V102H167V101H164V100H162V98H160L161 96H158L159 94H157L156 95V93H157V90L155 91V90H153V88H144V89H139V91L137 92L138 93V99L137 100H141L143 97L150 103V104H155V106L157 107V109L158 110H161V112H165L167 115H169V116H171L172 117V121L173 120H177V123H178V130H180V127H181V124H179V122H181V120L178 122V117L179 116H181V114H184V113H182V111L184 110H180L182 107H183V105H182V102H181V96H183V95H188L189 97H194L195 96V99L192 101V100H190V102H191V105L190 106H188V107H186V110H184V112L185 111H189L190 109H191V107L193 106V107H197L196 105H199V107H201V108H197L199 111H197L196 112V114H192V112H191V114H192V116H191V114H190V118L192 119V122H187V119L184 117V119H186V120H184L183 118V120L185 121L184 123L183 122H181V123H183L184 125H185V127H184V125H183V127L186 129L185 130V133H184V135H191L192 133H197V135L194 137L195 139H197L198 137H199V139H200V142H199V145H198V147H196V146H193V144H191V143H187L186 142V144L184 143V144H181V145H177L176 144V146H175V143H174V141H172L173 143H170V144H174L173 146H175V148H176V150H173L172 148H171V146H168L166 143H164L163 145H162V141H159L158 140V142H160L159 143V148L156 150V151H158V155L157 156H152L150 153H152L151 151L153 150V147H154V145H156V143L154 144V142L152 143L151 142V138H150V133L148 132V131H146V132H139L138 130H136V128L134 129V126L132 125V126H127V128L125 129V133H126V135L128 136L127 137V143L126 144H128L127 146H124V148H122V151H121V153L124 151L126 154V156H128V153L129 152H136V153H142V154H144L145 156H147L146 154H148V155H150L149 156V158L150 157H152V158H154L155 160H157V161H160V162H162V163H165V162H168V163H171V164H173V165H180V168L182 169V167L181 166H188L189 168H190V170L191 169H194L193 167H197L198 169L199 168H206V169H208V167H207V165L208 164H206V160H208V159H210V157L208 158V155H207V153H208V151L206 150V149H201L200 147H204L205 146V144L207 143V142H204L205 140V138H206V136H204V133H200V132H202V130L203 129H205V130H209V129H213V130H215V129H217V130H219V129H222L223 128V130L225 131V134L227 133L228 134V138H229V141H230V143H232L231 144V150L230 151H226V150H224V148L223 149H220L221 151H222V153L224 154V156H225V158H226V161L229 163V164H235L237 167L238 166H242L243 168H245V169H247V170H249V172L251 171V172H253L252 171V169L253 168H251V166H256V164L258 163V165H259V163L260 162H262V160L264 159V119L262 120L263 122H262V124L260 123L259 124V122H257L258 124H256V126L255 127H251L249 130H246L245 129V127L243 128V125L242 124H244V123H242L241 122V120H240V118H241V116H243L242 114H243V111L245 110V109H247L249 106L248 105H246V104H248V103H246V102H248L247 101V99H250V98H248L250 95H251V97L253 96V99H254V101H253V103H252V105H254V106H256L257 108H255L256 110V112H257V114L256 115H254V116H259V115H263V117H264V97L262 96V94L260 95L259 93H260V91H261V87L258 85V86H256V83L255 84H252V82L250 81V79L248 78V79H246L245 78V76H243L245 79H242L240 82H236L235 80H237V78H239V74H238V72H237V75L235 74V73H233L232 71L230 72H228L227 70H225V71H223V67H220L221 65H222V63L220 64V62H222V61H220V62H218L217 61V64L215 63V65H214V62L216 61H214L213 62V60ZM88 60V59H87ZM93 60V59H92ZM252 60H253V58H252ZM72 61V60H71ZM95 61H96V59H95ZM259 61V60H258ZM262 61H263V67H264V60L262 59ZM50 62H52V61H50ZM199 62V61H198ZM255 62V61H254ZM34 62H32V64H33ZM41 63V64H40ZM39 64H40V66H38V65H35V64H33L31 67H25V68H27L26 70L27 71H25V72H22L21 74L19 73L18 74V72H15L14 73V75H20V76H22V81H21V83L23 84V83H26V81L27 80H25L24 79V77H26V76H28L29 75V73L28 72H31V74L33 75V71L35 72V74H37L36 72H37V70H43V74H44V80H43V82H41V84L40 85H38L37 87L40 89V90H44V91H46V95H45V97H44V100H43V104L41 105V107H38V109L36 110V109H34L32 106L29 108V106L26 108V107H24V108H22V109H25L26 111H28L29 112V120H23V122H21V120H20V122H11V121H9V122H7V120L6 119H8L7 117H8V115L10 116L11 114H9L10 112H9V106L7 105V106H5L4 104L6 103V102H11L12 100H13V98H8V96H10L11 95V92L10 91H12V90H15L16 88L14 87V84H15V82H14V80H13V78L11 77L10 78V76H8V78H9V80H7V79H4V77H3V68L2 69H0V90H6L7 91V95H5L6 94V91H5V93H3V94H1L0 95V99H1V97L3 98V99H1V100H3L2 101V103L3 102H5L3 105H4V108H2V109H0V134H8L7 132H9V130L10 129H13V130H15V132L16 131H24L25 132V130L27 131V132H30L31 130H32V132L30 133V137H29V135L25 138V140L27 139V138H29V139H32L33 141H34V144L37 146V151L39 150H45V149H49L50 150V148H53L52 149V152L49 154V155H47V156H45V157H47L46 159H47V161H49L48 163H50V167H52L53 165L54 166H57L56 168H58V170H59V167H61L63 164L61 163L62 162V160H63V157L64 158H68L69 159V157L71 156V154L73 153L72 151H74V149H76V148H74V149H72L73 147H74V143H66L67 141H65V140H68L69 141V138H70V135L72 134V132H70V129L68 128L67 129V127L66 128H64V129H62L61 131H59V130H57V123H55V122H53V120L52 121H47L48 119H46V121H42L44 118H46V117H48V114H52L53 112H55L59 107H67V105H72L73 106V104H77L78 102H80L81 103V101L82 102H84L83 100H84V98L86 99V100H88V102H87V104H85V105H82L81 107H83V108H85L86 110H88L89 112H90V110H94V109H92L95 105H98V104H104V103H102L106 98H105V94H106V92L105 91H101V93H97V91H98V89H99V87H100V85H95L93 82H91L92 81V77H90V79H88L89 77L88 76H85V77H88V78H85V77H83V76H81L82 74L80 73V72H78V68H77V70H74V68H73V70H72V67L71 68H69V66H67V65H63L64 63H62V64H60V63H57V64H53V63H49V61L47 62L46 60L45 61H42V62H40ZM66 63V62H65ZM36 64H37V62H36ZM67 64H68V62H67ZM108 64V63H107ZM211 64V66H212V64H213V67L212 68H210L209 69V65ZM259 64H262V62L261 63H259ZM26 65V64H25ZM46 65H48V66H50V70H45L46 68H48V66H46ZM217 65V66H216ZM256 65V64H255ZM46 66V67H45ZM145 67V66H144ZM217 67H218V69L219 70H217ZM16 68V67H15ZM93 69V68H92ZM146 69V68H145ZM20 70V69H19ZM45 70V71H44ZM15 71V70H14ZM7 72V71H6ZM5 72V73H6ZM85 72V71H84ZM159 72V73H160ZM167 72V71H166ZM210 72V73H209ZM8 73V72H7ZM39 73H41V72H39ZM172 73H174V71H172ZM171 72H170V74H169V76H171V74H172ZM202 73V72H201ZM200 73V74H201ZM11 74H13V72L11 73ZM42 74V75H43ZM53 75H56L55 77H53ZM146 75H148V73L146 74ZM219 75H225V76H228V78H229V80H234L235 82H233V81H231V84H227V83H224L223 82V89L225 90V92H226V94H227V92L228 93H230V99L229 100H227L226 99V96H225V99H226V101L224 102L223 100V102H219V101H217V102H219V103H223V104H219L220 106H216V104H209L208 105V103H206L205 102V99H207V98H205V96L203 95V94H205L206 92H205V90L206 91H208L209 92V90H207L208 88H209V84L212 82V81H214V79L215 78H218L219 77ZM36 76V75H35ZM150 76V75H149ZM163 76V75H162ZM169 76H167V77H169ZM182 76H184V75H182ZM199 76V75H198ZM218 76V77H217ZM43 77V76H42ZM58 77H62L61 79L62 80H60V82H56V80H57V78ZM147 77V76H146ZM164 77V76H163ZM173 77H174V74H173ZM176 77H177V75H176ZM176 77H174V78H176ZM190 77V76H189ZM92 78V79H91ZM150 78L152 79H154V76H150ZM165 78V77H164ZM172 77H170V78H168V79H166V80H164V79H162L161 78V76H159V77H155V79H156V82L158 83V85L160 84V86H159V91L161 90L160 89V87L161 86H165V84L167 85V84H169L168 82L170 81V80H172L171 79ZM179 78V77H178ZM183 78V77H182ZM261 78V77H260ZM4 79V80H3ZM15 79V78H14ZM54 79V80H53ZM66 79H67V81H66ZM143 79H145V78H143ZM18 80H20V79H18ZM121 80V79H120ZM184 80V79H183ZM217 80V79H216ZM222 80V79H221ZM224 80V79H223ZM54 82V84H56V85H58V86H61V84L60 83H63V82H65V84L63 83L62 84V87H64V89L65 88H69L67 91H65V92H63L62 93V95H60V94H58V92L57 91H55V90H53L54 89V87L51 89V86L53 85V82ZM225 81V80H224ZM27 82H29V81H27ZM226 82V81H225ZM93 83V84H92ZM101 83V82H100ZM207 83H208V85H207ZM229 83V82H228ZM254 83V82H253ZM18 84V83H17ZM28 84V83H27ZM97 84V83H96ZM102 84V83H101ZM128 85V84H127ZM211 85V84H210ZM261 85V84H260ZM16 86V85H15ZM33 86V84L31 85V86H26L25 87V92H26V90H29V88H31ZM153 86H155V85H153ZM16 87H18V86H16ZM142 87H143V85H142ZM38 88H37V90H38ZM101 88V87H100ZM141 88V87H140ZM156 88V87H155ZM57 89V88H56ZM152 89V90H151ZM157 89V88H156ZM162 89H163V87H162ZM210 89V88H209ZM215 90V89H214ZM109 91V90H108ZM163 90H161V92H162ZM263 91V90H262ZM1 92V91H0ZM156 92V93H155ZM165 92V91H164ZM168 92V91H167ZM45 93V92H44ZM96 93H97V95H96ZM210 93V92H209ZM16 94V93H15ZM201 95H202V98H201ZM233 96V98H234V96H237V97H235V99H233L232 98V96ZM19 96V95H18ZM59 96H62L63 98H62V102L61 103H59L58 101H57V99L59 98ZM204 96V97H203ZM209 97H211L210 95H208ZM248 96V97H247ZM107 97V96H106ZM208 97V98H209ZM228 97H229V95H228ZM227 97V98H228ZM246 97H247V99H246ZM28 98V97H27ZM61 98V97H60ZM137 98V97H136ZM141 98V99H140ZM203 98H205L204 100H203ZM237 98V99H236ZM15 99H16V97H15ZM189 99L190 98H188V101H189ZM246 99V100H245ZM252 99V100H253ZM208 100V99H207ZM245 100V101H244ZM97 101V102H96ZM98 101H100V103H98ZM187 101V102H188ZM18 102V101H17ZM107 102V101H106ZM211 102V101H210ZM217 102H215V103H217ZM1 103V104H2ZM24 103V102H23ZM85 103V102H84ZM140 103V102H139ZM246 103V104H245ZM1 104H0V106H1ZM29 104V103H28ZM37 104V103H36ZM83 104V103H82ZM138 104V103H137ZM152 105V106H153ZM218 105V104H217ZM246 105V106H245ZM34 106V105H33ZM99 106V105H98ZM205 106H207V108L205 109L204 107ZM61 107V108H62ZM64 107V108H65ZM76 107V106H75ZM102 107V106H101ZM33 108V109H32ZM71 108V107H70ZM94 108H96V107H94ZM22 109H19V110H21L22 111ZM73 109V108H72ZM129 109V108H128ZM205 109V110H204ZM8 110V111H7ZM132 110V109H131ZM25 111V112H26ZM68 111V110H67ZM91 111V112H92ZM102 111V110H101ZM196 111V110H195ZM246 111H248V110H246ZM254 111V112H255ZM7 112H9V113H7ZM77 112V111H76ZM84 112V111H83ZM88 112V113H89ZM90 112V113H91ZM19 113V112H18ZM21 113V112H20ZM23 113V112H22ZM27 114V113H26ZM54 114V113H53ZM62 114H65L64 112L62 113ZM80 114H81V112H80ZM86 114V113H85ZM94 114V113H93ZM187 114V113H186ZM185 114V115H186ZM251 114V113H250ZM253 114V113H252ZM17 115V114H16ZM20 115V114H19ZM67 115V114H66ZM87 115V114H86ZM130 115V114H129ZM133 115V114H132ZM184 115V116H185ZM245 115H248V114H245ZM52 116V115H51ZM63 116V115H62ZM75 116V115H74ZM80 116V115H79ZM91 116H92V114H91ZM95 116V115H94ZM183 116V115H182ZM249 116V115H248ZM12 117V116H11ZM16 117V116H15ZM21 117V116H20ZM44 117V118H43ZM66 117V116H65ZM134 117V116H133ZM188 117V116H187ZM244 118L243 119H251V115H250V117H247V116H243ZM261 117V116H260ZM10 118V117H9ZM57 118V117H56ZM78 118V117H77ZM92 118H93V116H92ZM132 118V117H131ZM73 119V118H72ZM90 119V118H89ZM159 119V118H158ZM13 120V119H12ZM19 120V119H18ZM49 120H51V119H49ZM76 120V119H75ZM78 120H81V123H80V126H82V132H83V134H88L89 132L88 131H90V129L92 130V129H96V127H97V125L95 124V121L93 122V120L91 121H88L87 119H86V117H84V116H81V119H80V117L78 118ZM129 120V119H128ZM136 120V123H140V121H141V119H135ZM252 120V119H251ZM250 120V121H251ZM74 121V120H73ZM77 121V120H76ZM87 121L89 122V124H87ZM143 121V120H142ZM80 122V121H79ZM133 122H135V121H133ZM150 122V121H149ZM253 122V121H252ZM62 123V122H61ZM142 123V122H141ZM141 123H140V125H141ZM250 123V122H249ZM87 124V125H86ZM135 124V123H134ZM67 126V125H66ZM84 126V127H83ZM138 126V125H137ZM136 126V127H137ZM174 126H176L175 124H174ZM188 126H190V127H188ZM248 126H250V124L248 125ZM248 126H246V127H248ZM253 126V125H252ZM100 127V126H99ZM152 129H154L155 128V126L154 125H152V126H150ZM183 127H181V128H183ZM26 128H28V129H26ZM80 128V127H79ZM101 128V127H100ZM109 128V127H108ZM184 128H183V130H184ZM124 129V128H123ZM212 130V131H213ZM144 131V130H143ZM154 131V130H153ZM175 131V130H174ZM220 131V130H219ZM26 132V133H27ZM233 132V133H232ZM10 133V132H9ZM178 133V132H177ZM212 133V132H211ZM73 135V134H72ZM108 135V134H107ZM111 135V134H110ZM170 135V134H169ZM3 136V135H2ZM26 136V135H25ZM114 136V135H113ZM174 136V135H173ZM194 136V135H193ZM22 137V136H21ZM24 137V136H23ZM23 137H22V139H23ZM31 137H34V138H31ZM125 137V136H124ZM162 137V136H161ZM209 137V136H208ZM0 138H2L1 136H0ZM58 138V139H57ZM179 138V137H178ZM186 138V137H185ZM203 138V139H202ZM2 139H5V136L2 138ZM21 139V138H20ZM29 139H27V140H29ZM18 140V139H17ZM31 140V141H32ZM60 141L61 142V146H59V147H57L56 146V142L57 141ZM106 140V139H105ZM114 140V139H113ZM122 140V139H121ZM208 140V139H207ZM259 140H260V142H261V146H259V147H253L251 144H254L253 142L254 141H258L259 142ZM32 141V142H33ZM78 141V140H77ZM85 141V140H84ZM179 141V140H178ZM243 141H245V142H243ZM9 142V141H8ZM29 142V141H28ZM31 142V143H32ZM60 142H58V143H60ZM157 142V141H156ZM78 143H79V141H78ZM119 143V142H118ZM82 144V143H81ZM86 144V143H85ZM29 145V144H28ZM34 145V146H35ZM196 145V144H195ZM33 146V147H34ZM76 146H78V145H76ZM172 146V147H173ZM200 146V147H199ZM4 147V146H3ZM31 147V146H30ZM109 147V146H108ZM120 147V146H119ZM214 147V146H213ZM224 147V146H223ZM25 148V147H24ZM101 148V147H100ZM221 148V147H220ZM239 148L241 149V150H239ZM2 149V148H1ZM84 148H83V146H82V150H83ZM9 150V149H8ZM24 150V149H23ZM81 150V151H82ZM27 151H29V148H28V150ZM33 151V150H32ZM36 151V152H37ZM165 151V152H164ZM16 152V151H15ZM23 152V151H22ZM25 152V151H24ZM123 152V153H124ZM18 153V152H17ZM40 153V152H39ZM38 153V154H39ZM45 153V152H44ZM83 154H85V155H87V156H89V157H91L92 156V158L94 159V158H96V157H98V156H102L101 154H103V152L98 148V146H96V147H89V146H86L85 147V149L83 150V152H82ZM120 153V154H121ZM238 153L239 154H243V155H239V157H235L236 155H238ZM6 154V153H5ZM28 154V156L29 155H31V157H32V152H31V154L30 153H27ZM34 154V153H33ZM19 155V154H18ZM23 155V154H22ZM78 155H80L79 153H78ZM73 156H74V154H73ZM17 157V156H16ZM25 157V156H24ZM72 157V156H71ZM197 157V158H196ZM110 158V157H109ZM115 158V157H114ZM139 158V157H138ZM46 159H44V160H46ZM74 159V158H73ZM89 159V158H88ZM113 159V158H112ZM135 159H137V158H135ZM153 159V160H154ZM67 160V159H66ZM149 160V159H148ZM40 161V160H39ZM75 161V160H74ZM94 161H95V159H94ZM98 163H99V166H101L103 163H102V161H100V159L99 160H96ZM111 162L109 163V166H107L106 168H105V166H106V164L104 165L103 164V166H101V167H103V169L101 170V167H99V166H97V168H99V169H97V171H99V173L96 175L97 177H99V178H101V176H103L104 177V179H105V177H111L110 179H112V178H114L116 181H118V180H120V179H122V178H124L125 179V177H128V180L129 179H132V181H133V184H136L137 183V181H136V183H135V180L137 179H140V178H142V183H141V185L143 186V185H145L146 186V188H147V185H148V182H149V180L151 179V178H153L152 176H147V177H145V176H143V174L144 175H148V174H150L151 173V171L150 170H148V169H141V166L140 165H138L137 167H134V169H132L133 171L132 172H130V174L129 173H127L126 174V168H124V167H119V168H115V167H112V169H110L109 170V168L108 167H110V165L111 164H113V161L114 160H110ZM135 161V163H137V161L136 160H134ZM133 161V162H134ZM140 161V160H139ZM147 161V160H146ZM264 161V160H263ZM41 162V161H40ZM118 162V161H117ZM131 162V161H130ZM211 162V161H210ZM22 163V162H21ZM47 163V162H46ZM73 163V162H72ZM102 163V164H101ZM114 163H116L115 161H114ZM139 163V162H138ZM145 163V162H144ZM208 163V162H207ZM77 164V163H76ZM101 164V165H100ZM217 164V163H216ZM262 164V163H261ZM67 165V164H66ZM80 165V164H79ZM92 165V164H91ZM94 165V164H93ZM96 165V164H95ZM98 165V164H97ZM223 165V164H222ZM234 165V166H235ZM26 166V165H25ZM28 166V165H27ZM47 166V165H46ZM48 166H49V164H48ZM117 166V165H116ZM120 166V165H119ZM146 166V165H145ZM209 167H211L212 168V171H214V172H209L210 173V175H212L213 174V176H216V174H214V173H218V174H222L221 172H219V171H215L214 170V168H216V167H214V166H210V165H208ZM216 166V165H215ZM235 166V167H236ZM15 167V166H14ZM44 167V166H43ZM67 167V166H66ZM70 167V166H69ZM74 167V166H73ZM92 167V166H91ZM142 167H143V165H142ZM188 167H184V168H187L188 169ZM26 168V167H25ZM47 168V167H46ZM53 168V167H52ZM55 168V167H54ZM71 168V167H70ZM69 168V169H70ZM85 168V167H84ZM93 168H95V167H93ZM115 168V169H114ZM183 168V169H184ZM228 168V167H227ZM254 168H256V167H254ZM41 169V168H40ZM65 169V168H64ZM72 169V168H71ZM79 169V168H78ZM131 169V168H130ZM198 169H195V171L194 170H192L193 172H198V173H200V170H198ZM210 169V168H209ZM208 169V170H209ZM220 169H222V167L220 168ZM5 170V169H4ZM63 170V169H62ZM90 170V169H89ZM217 170H219V168L217 169ZM56 171H57V169H56ZM60 171V170H59ZM83 171V170H82ZM178 171H179V169H178ZM221 171V170H220ZM244 171V170H243ZM259 171V170H258ZM260 171H262L261 169H260ZM13 172V171H12ZM84 172H85V170H84ZM139 172H142L143 174L141 175V176H139ZM180 172V171H179ZM178 172V173H179ZM23 173V172H22ZM21 173V174H22ZM47 173V172H46ZM52 173V172H51ZM69 174H71V175H73V177L72 176H70V178L73 180V179H75V176L77 175V172L74 170V169H72V170H69V172H68ZM90 173H91V170H90ZM89 173V174H90ZM181 173V172H180ZM56 174V173H55ZM69 174H68V176H69ZM86 174V173H85ZM96 174V173H95ZM196 174V173H195ZM201 174V173H200ZM217 174V175H218ZM23 175V174H22ZM127 175V176H126ZM204 175V174H203ZM20 176V175H19ZM18 176V177H19ZM29 176V175H28ZM46 176H48V175H46ZM62 176V175H61ZM78 176V175H77ZM86 176V175H85ZM91 176V175H90ZM95 176V175H94ZM95 176V178H93L94 180H97L96 177ZM213 176H210L209 178H211V177H213ZM22 177V176H21ZM91 177H93V175L91 176ZM155 177V176H154ZM162 177V176H161ZM98 178V179H99ZM159 178H160V176H159ZM208 178V177H207ZM255 178V176H253L252 175V177H251V180L252 179H254ZM9 179V178H8ZM20 179V178H19ZM79 179V178H78ZM103 179V178H102ZM124 179H123V181H124ZM135 179V180H134ZM155 179H158V178H155ZM212 179V178H211ZM256 179V178H255ZM58 180V179H57ZM238 180V179H237ZM67 181V180H66ZM103 181V180H102ZM123 181H121L122 183H124ZM236 180H234V182H232V184L231 185H229V186H227V188H226V192H230V194L228 193V195H225L224 197H226L227 198V203L225 204H223V206H222V209H223V211L224 212H222V209L220 210V208L218 209V208H214L215 206H212V208H210L211 210H208V211H211V213H212V215H214V217L216 216V218L218 217V219H217V221H215V220H213V221H215V223L217 224V226H215V227H219V228H221V226H223V225H225V227L226 226H229V228H228V230L229 231H227L228 233H227V235H226V238L228 237V238H230L231 240H239L238 241V243L239 242H241L242 241V243L244 244L245 243V247H244V245L243 244H239L238 246H240V247H237V248H241L242 249V247H241V245H243V250L242 251H240V252H235L236 254H234L233 253V257H228L227 255H224L223 257L224 258H226V256L228 257L227 259H225V261H233V260H235L236 261V263L237 264H253V262H254V259H255V257H256V259L258 258V261L261 259L262 261L259 263V264H264V245H260V242H257V243H259V245L260 246H256V245H254V246H256L255 248H253L251 245L252 244H250V242H252L253 240H264V222H261L260 224L258 223H256L255 222V216H256V214L255 213H257L258 211H263V209H264V207H263V205L262 204H260V205H258L257 207H250V208H242V207H237V206H234L231 202L229 203V201L231 200H235L236 199V197H238V195H236V194H234V195H232L231 194V191H234V190H237L238 188H241V187H243L244 186V183H241L242 182V180H241V182H235ZM120 182V181H119ZM24 183H26V182H24ZM29 183V182H28ZM90 183V182H89ZM101 183V182H100ZM40 184V183H39ZM38 184V185H39ZM59 184V183H58ZM138 184H139V182H138ZM167 184V183H166ZM172 184V183H171ZM175 184V183H174ZM261 184V183H260ZM25 185V187H24V190L25 191H28V189L30 190V187H28V184L26 183V184H24ZM67 185V184H66ZM75 185V184H74ZM79 185V184H78ZM77 185V186H78ZM102 185V184H101ZM106 185V184H105ZM110 185V184H109ZM117 185H118V183H117ZM125 185V184H124ZM188 185H189V183H188ZM98 186V185H97ZM130 187H132L131 185H129ZM135 186V185H134ZM139 186V185H138ZM137 186V187H138ZM144 186V187H145ZM168 186V185H167ZM187 186V185H186ZM197 186V185H196ZM41 187V186H40ZM80 187H83L82 185H79V187L77 188V190H76V194L79 192L78 191V189L80 188ZM93 187V186H92ZM106 187H108V186H106ZM118 187V186H117ZM120 187H121V185H120ZM128 187V186H127ZM135 188V187H133V188H135L136 190H133L132 191V189L131 188H126V189H129L131 192H133V193H131L132 195H134V197H135V199H136V201H144V202H146V203H144L145 204V213L147 214H151V216L150 217H152V216H154L155 214H156V216H157V218L159 219H165V215L163 216V215H161V214H163V212H160L161 214H158V212H157V210L159 209V210H161V211H163L162 209H163V207H164V209H165V211L168 209L167 207H170L171 205L173 206V207H176L175 209H177V207H178V213L180 214V213H182V211H183V208H185V206L184 205H188L187 204V200L188 199H190V198H188L186 201H185V196L187 197V195H184L185 194V192L184 191H182V189H175L178 193V195L175 193V194H173L172 192H170V191H168V190H165L164 188H158L160 191H155L156 192V194L153 192V194H155V195H157V196H153L152 195V192H151V194H150V192L149 193H147L146 194V192L145 191H142V187L140 188ZM159 187V186H158ZM166 187V186H165ZM168 187H170V185L168 186ZM184 187V186H183ZM75 188H76V186H75ZM99 188V187H98ZM145 188V189H146ZM188 188H189V186H188ZM32 189V188H31ZM35 189V188H34ZM86 189V188H85ZM117 189V188H116ZM157 189V190H158ZM186 189V188H185ZM16 190V189H15ZM74 190V189H73ZM81 192H82V189H79ZM87 190V189H86ZM114 190V189H113ZM119 190V189H118ZM122 191H120L119 192V194L120 193H122L123 191H124V193H125V195H127L126 194V192L125 191H128V190H123V188L121 189ZM155 190V189H154ZM174 190V191H175ZM191 190H193V189H191ZM23 191V190H22ZM33 191V190H32ZM75 191V190H74ZM74 191H72V195H74L73 194V192ZM78 191V192H77ZM116 191V190H115ZM129 191V192H130ZM136 191H138V193H140L139 195L141 196V198L139 199L138 197H139V195H137V194H135L134 192H136ZM140 191V192H139ZM172 191V190H171ZM175 191V192H176ZM3 192V191H2ZM29 192V191H28ZM66 192V191H65ZM81 192H79V193H81ZM107 192V191H106ZM118 192V191H117ZM129 192H127V193H129ZM148 192V191H147ZM184 192V193H183ZM187 189H186V194H187ZM30 193V192H29ZM33 193V192H32ZM233 193V192H232ZM236 193V192H235ZM37 194V193H36ZM75 194V195H76ZM101 194V193H100ZM100 194H98V195H100ZM108 194V193H107ZM114 194H115V192H114ZM149 194V195H148ZM1 195V194H0ZM33 195V194H32ZM72 195H71V197H72ZM79 195V194H78ZM121 195V194H120ZM152 195V196H151ZM182 195V196H181ZM191 195V194H190ZM215 195H216V191L214 190H210V189H208V191L206 192V196H208V197H211V198H213V197H215ZM48 196V195H47ZM138 196V197H137ZM184 196V198H182ZM77 197V196H76ZM154 197L156 198V199H158L157 201L154 199ZM189 197V196H188ZM262 197V196H261ZM5 198V197H4ZM3 198V199H4ZM39 198V197H38ZM82 198V197H81ZM100 198V197H99ZM130 198V197H129ZM196 198V197H195ZM226 198H224V199H226ZM9 199V198H8ZM27 199V198H26ZM26 199L25 200H22V204L23 205H21V206H19L17 209H19V210H21V211H19V212H22L23 210H26V212L28 213V214H25V218L26 217H28V218H31L32 220H33V222H35L36 221V225H34L35 227L38 225V227H36V228H38V229H41L42 227V230L44 231V233H46V232H48V231H54V232H57L58 234L60 233V234H62V235H64V233H65V231L66 230H68L69 231V229L70 228H73V227H76V225H70L71 223H70V221H68L66 218H65V220H63V222H61L62 224H60V225H58L57 224V222L56 223H54V220L52 219V218H50V216L48 215V214H50L49 212L48 213H45L44 215H40V214H42V212L40 211V212H38L37 213V211H35V210H33L32 209V207L34 206V204L32 205H30V200H28V201H26ZM75 199V198H74ZM85 199H87V198H85ZM192 199V201H193V198H191ZM5 200V199H4ZM45 200V199H44ZM48 200V199H47ZM63 200V199H62ZM69 200V199H68ZM79 200H80V198H79ZM98 200V199H97ZM86 201V200H85ZM84 201V202H85ZM96 201V200H95ZM115 201V200H114ZM186 203H185V202ZM191 200H189L188 202H190ZM191 201V202H192ZM202 201V200H201ZM224 201V200H223ZM226 201V200H225ZM65 202V201H64ZM79 202V201H78ZM83 202V201H82ZM103 202V201H102ZM108 202V201H107ZM195 202V201H194ZM193 202V203H194ZM260 202V201H259ZM15 203H16V201H15ZM41 203V202H40ZM72 203V202H71ZM196 203L198 204V207L196 208V210H195V208H194V210H193V208H191V206H193L191 203V206L189 207V214L188 215H190L191 214V218L192 219H189V220H187L186 222L191 226V230H192V225L190 224L192 221L193 222H199L200 221V219H202V214L203 213H206V209H207V207H206V209H205V206L204 205H201V203H200V201H197L196 200ZM263 203V202H262ZM46 204V203H45ZM86 204H87V202H86ZM123 204V203H122ZM121 204V205H122ZM196 204V205H197ZM205 204V203H204ZM9 205V204H8ZM48 205H49V203H48ZM48 205H46V206H48ZM97 205H99L98 203H97ZM112 205V204H111ZM170 205V206H169ZM222 205V204H221ZM11 206H13V205H11ZM10 205H9V207L10 208H13V207H11ZM22 206H23V208H22ZM44 206V205H43ZM85 205H83L82 207H84ZM124 206V205H123ZM140 206V205H139ZM207 206V205H206ZM263 208H262V207ZM39 207V206H38ZM53 207V206H52ZM55 207V206H54ZM72 207V206H71ZM86 207V206H85ZM101 207V206H100ZM115 207V206H114ZM209 207H211V206H209ZM15 208V207H14ZM26 208V209H25ZM35 208V207H34ZM142 208H144V207H142ZM171 208V207H170ZM39 209V208H38ZM78 209V208H77ZM209 209V208H208ZM63 210V209H62ZM74 210H76V209H74ZM83 210H84V208H83ZM87 210H89V209H87ZM86 210V211H87ZM158 210V211H159ZM182 210V211H181ZM43 211V210H42ZM137 211V210H136ZM169 211V210H168ZM171 211V210H170ZM174 211V210H173ZM181 211V212H180ZM195 211L197 212V214L195 215L194 213H195ZM18 212V213H19ZM36 212V213H35ZM78 212V211H77ZM141 212H143V210L141 211ZM143 212V213H144ZM199 212V213H198ZM243 212V213H242ZM1 213L3 214V213H6V212H3V211H1L0 212V215H1ZM23 213V212H22ZM84 213V212H83ZM125 213V212H124ZM130 213V212H129ZM185 211H184V214L182 215V216H184V220H186V218L188 217H186L185 216ZM208 213H210V212H208ZM221 213H223V214H221ZM52 214V213H51ZM62 214V213H61ZM65 214V213H64ZM97 214V213H96ZM145 214V215H146ZM147 214V215H148ZM164 214H166V216L168 215V213H165L164 212ZM170 214V213H169ZM172 214V213H171ZM194 214V215H193ZM207 214V213H206ZM220 214L221 215H224L225 214V216H220ZM5 215V214H4ZM23 215V214H22ZM38 215H40V217L38 216ZM66 215H67V213H66ZM102 215V214H101ZM136 215V214H135ZM141 215V214H140ZM147 215H146V217H147ZM175 215V214H174ZM181 215V214H180ZM187 215V214H186ZM56 216V215H55ZM59 216V215H58ZM57 216V217H58ZM68 216V215H67ZM121 216V215H120ZM134 216V215H133ZM138 216V215H137ZM143 216V215H142ZM171 216V215H170ZM173 216V215H172ZM179 215L177 214V217H178ZM194 216V217H193ZM205 216V218H206V216H208V214L207 215H204ZM236 216L238 217V218H236ZM10 217V216H9ZM76 217H77V215H76ZM90 217H92V216H90ZM103 217V216H102ZM105 217V216H104ZM128 217V216H127ZM135 217V216H134ZM148 217H149V215H148ZM155 217V216H154ZM153 217V218H154ZM176 217V216H175ZM176 217V218H177ZM180 217V216H179ZM177 218V219H179L178 221L180 222V225L183 223V221L184 220H181L182 219V217H180V218ZM213 216L211 217V215H209V218H214ZM27 218V219H28ZM86 218V217H85ZM96 218V217H95ZM106 218V217H105ZM117 218V217H116ZM133 218V217H132ZM144 218V217H143ZM153 218H152V220H153ZM156 218V219H157ZM166 218H169V216L168 217H166ZM189 218V217H188ZM227 218V219H226ZM0 231L1 230H3L4 229V227L5 226H7V218L5 219V218H3L2 219V217L0 216ZM58 219H59V217H58ZM57 219V220H58ZM69 219V218H68ZM83 219V218H82ZM87 219H88V217H87ZM90 219V218H89ZM130 219V218H129ZM137 219V218H136ZM141 219V218H140ZM155 219V220H156ZM171 219H172V217H171ZM168 220V221H172V220ZM177 219H175L174 218V220H175V223H179L178 221L176 222V220ZM35 220V221H34ZM99 220V219H98ZM124 220H125V218H124ZM133 220V219H132ZM148 220V219H147ZM150 220V219H149ZM148 220V221H149ZM166 220V219H165ZM203 220H204V218H203ZM203 220H201V225L203 224L202 222H203ZM10 222H11V220H9ZM138 221H139V219H138ZM158 221V220H157ZM181 221H182V223H181ZM210 221V220H209ZM241 222V228L239 227L238 228V224H237V222ZM90 222V221H89ZM154 223H155V221H153ZM164 222V221H163ZM166 222V221H165ZM173 222V221H172ZM83 223V222H82ZM101 223V222H100ZM135 223V222H134ZM154 223H152V224H154ZM158 223V222H157ZM170 223V222H169ZM168 223V224H169ZM174 223V222H173ZM186 223V227H187V224ZM132 224V223H131ZM166 224V223H165ZM196 224V223H195ZM227 224V225H226ZM11 225V224H10ZM33 225V224H32ZM120 225V224H119ZM133 225V224H132ZM145 225V224H144ZM188 225V229H190V226ZM124 226V225H123ZM161 226V228H162V225H160ZM164 226V225H163ZM176 226H177V224H176ZM179 226V225H178ZM182 226H185L184 225V223H183V225ZM240 226V225H239ZM116 227V226H115ZM167 227V226H166ZM166 227H164V228H166ZM31 228V227H30ZM118 228V227H117ZM128 228V227H127ZM136 228V227H135ZM183 228V227H182ZM258 228V234L257 235H254V234H252V231L253 230H256V229ZM104 229V228H103ZM129 229V228H128ZM132 229V228H131ZM137 229H139V228H137ZM158 229V228H157ZM160 229V228H159ZM158 229V230H159ZM171 229V228H170ZM179 229V228H178ZM181 229V228H180ZM187 229V228H186ZM185 229V230H186ZM225 229V228H224ZM7 230V229H6ZM9 230V229H8ZM92 230V229H91ZM106 230V229H105ZM113 230V229H112ZM135 230V229H134ZM164 229H162L161 231H163ZM173 230V229H172ZM43 231H42V233H43ZM77 231V230H76ZM160 231V230H159ZM160 231V232H161ZM165 231V230H164ZM174 231V230H173ZM176 231V230H175ZM174 231V232H175ZM182 231V230H181ZM215 231V230H214ZM223 231V230H222ZM7 232V231H6ZM40 232V231H39ZM71 232V231H70ZM78 232V231H77ZM125 232V231H124ZM130 232V231H129ZM166 232L168 233V229H166ZM165 232V233H166ZM171 232V231H170ZM177 232V231H176ZM178 232H179V230H178ZM218 232H219V230H218ZM217 232V229H216V231H215V233L213 234L212 232V234H210L209 235V238H211L212 237V239H216L218 236H219V234L220 233H218ZM67 233V232H66ZM98 233H100V232H98ZM102 233V232H101ZM113 233V232H112ZM115 233V232H114ZM127 233V232H126ZM164 232H163V234H165ZM173 233V232H172ZM194 233V232H193ZM222 233V232H221ZM9 234V233H8ZM57 234V235H58ZM74 234V233H73ZM76 234H78V233H76ZM97 234V233H96ZM121 234V233H120ZM161 234H162V232H161ZM179 234V233H178ZM209 234V233H208ZM91 235H92V233H91ZM118 235V234H117ZM126 235V234H125ZM166 235V234H165ZM171 235V234H170ZM179 235H182V234H179ZM204 235H205V233H204ZM203 235V236H204ZM206 235H207V233H206ZM224 235V234H223ZM38 236H44V235H38ZM37 236V237H38ZM65 236V235H64ZM82 236V235H81ZM88 236V235H87ZM93 236V235H92ZM99 236V235H98ZM103 236H104V234H103ZM155 236V235H154ZM168 236V235H167ZM191 236V235H190ZM193 236V235H192ZM199 236H201V235H199ZM220 236H221V234H220ZM79 237V236H78ZM95 237V236H94ZM93 237V238H94ZM105 237V236H104ZM121 237V236H120ZM124 237V236H123ZM130 237H131V235H130ZM157 237V236H156ZM164 237V236H163ZM173 237H175V236H173ZM178 238L180 237V236H177ZM177 237H176V239H177ZM193 237H195V235L193 236ZM7 238V237H6ZM39 238V237H38ZM40 238H42V237H40ZM162 238V237H161ZM165 238L167 239V237L165 236ZM163 239L162 238V240H163V243H162V241L161 242H159V249H158V251H157V249H156V251L155 252H151V253H149V254H152L151 255V257H149V258H157V257H160V255H164L165 256V258H166V260H167V264H201L202 262H200L199 263V260L200 261H203V260H205V261H203V262H206V258L205 259H203V257L199 254V255H194L195 253H193V255L191 254V255H189V257L187 256V255H185V254H182V255H184V256H186V257H188V258H186V257H182L181 256V253L184 251L185 253H187L186 251L188 250H186V249H183V245L182 244H180L181 242H171V239H170V241L168 240H166V239ZM171 238H172V236H171ZM186 238V237H185ZM192 237H190V239H191ZM197 238H198V236H197ZM203 238V237H202ZM206 238H208V237H206ZM205 238V239H206ZM219 238V237H218ZM217 238V239H218ZM1 239V238H0ZM99 239V238H98ZM108 239V238H107ZM119 239V238H118ZM169 239V238H168ZM180 240L181 239H183V238H179ZM178 239V241H180ZM195 239V238H194ZM5 241H6V239H4ZM150 240V239H149ZM196 240V239H195ZM195 240H193V241H195ZM207 240V239H206ZM209 240V239H208ZM241 240V241H240ZM100 241H102V242H104V243H106V245H99L100 246V248H99V246H97L98 247V253H110L109 254V257H111L112 255H113V257H112V259H109L110 260V262L112 261V260H117L118 259V255L117 254H114V250H115V248H110L109 246L111 245L109 242V244H107V242H105L106 240H100ZM110 241V240H109ZM148 241V240H147ZM158 241H159V239H158ZM172 241H175V240H172ZM182 242H183V240H181ZM193 241H191V243L193 242ZM200 241V240H199ZM203 241V240H202ZM213 241V240H212ZM220 241H221V239H220ZM59 242V241H58ZM74 242H75V240H74ZM73 242V243H74ZM79 242V241H78ZM98 242V241H97ZM112 242V241H111ZM143 242H144V240H143ZM155 242V241H154ZM231 242V241H230ZM249 243L250 244V246L248 247V245L246 244V243ZM264 242V241H263ZM4 243V242H3ZM80 243H83V242H80ZM96 243V242H95ZM117 243V242H116ZM115 243V244H116ZM156 243H158V242H156ZM156 243H154L155 245H156ZM178 243L181 245V247H182V249H181V247H180V249H179V245H178ZM186 243H188L187 241H186ZM186 243H185V245H186ZM190 243V244H191ZM196 243V242H195ZM210 243V242H209ZM218 243V242H217ZM222 243V242H221ZM229 243V242H228ZM62 244V243H61ZM76 244H78V243H76ZM89 244H90V242H89ZM88 244V245H89ZM98 244V243H97ZM118 244V243H117ZM116 244V245H117ZM120 244V243H119ZM123 244V243H122ZM140 244V243H139ZM255 244V243H254ZM262 244V243H261ZM58 245H60L59 243H58ZM150 245V244H149ZM189 245V244H188ZM188 245H186V247L188 248L189 246ZM193 246H194V244H192ZM192 245H191V248H192ZM207 245V244H206ZM225 244H223V246H224ZM229 245V244H228ZM91 247L93 246V243H92V245H90ZM158 246V245H157ZM230 246V245H229ZM232 246V245H231ZM235 246V245H234ZM67 247V246H66ZM86 247H87V244H86ZM112 247H113V245H112ZM133 246L132 245H130L129 246V248H132ZM185 247V246H184ZM260 247V248H259ZM65 248V247H64ZM90 248V247H89ZM88 248V249H89ZM93 248V250L96 248V246H94V247H92ZM92 248H91V250H92ZM128 248V247H127ZM138 248V247H137ZM199 248V247H198ZM203 248H204V246H203ZM202 248V249H203ZM210 248H211V246H210ZM223 248V247H222ZM232 248V247H231ZM258 248V249H257ZM63 249V248H62ZM66 249V248H65ZM90 250V251H91ZM118 250V249H117ZM124 250H125V248H124ZM128 250H130L131 251V249H128ZM134 250V249H133ZM132 250V251H133ZM179 250H181L180 252L181 253H179ZM183 250V251H182ZM200 250V249H199ZM206 250V249H205ZM204 250V251H205ZM71 251V250H70ZM87 251V250H86ZM167 251V252H166ZM190 251V250H189ZM192 251V250H191ZM203 251V250H202ZM207 251V250H206ZM224 251H225V249H224ZM233 251V250H232ZM30 252V251H29ZM92 252V251H91ZM135 252H137V251H135ZM133 253V255L135 256V257H137L138 255L136 254V253ZM208 252V251H207ZM206 252V253H207ZM234 252V251H233ZM65 253V252H64ZM117 253V252H116ZM132 253V252H131ZM130 253V254H131ZM138 253H139V251H138ZM190 253V252H189ZM205 253V254H206ZM209 253V252H208ZM227 253V252H226ZM225 253V254H226ZM89 254V253H88ZM92 254V253H91ZM128 254V253H127ZM147 254V253H146ZM202 255H203V253H201ZM232 254V253H231ZM90 255V254H89ZM129 255V254H128ZM148 255V254H147ZM223 255V254H222ZM76 256V255H75ZM150 256V255H149ZM190 256H192V257H190ZM201 256V257H200ZM230 256V255H229ZM255 256V257H254ZM109 257H107V258H109ZM125 257V256H124ZM126 257H130V258H121V259H119L118 261H117V263L116 264H134L136 261H137V259L138 258H135V257H131V256H126ZM141 257V256H140ZM146 257V256H145ZM204 257H205V255H204ZM217 257H219V256H217ZM221 257V256H220ZM32 258V257H31ZM67 258V257H66ZM70 258V257H69ZM74 258V257H73ZM81 258V257H80ZM117 258V259H116ZM223 258V259H224ZM260 258V259H259ZM64 259V258H63ZM77 259V258H76ZM140 259V258H139ZM202 259V260H201ZM208 259V258H207ZM218 259V258H217ZM222 259V260H223ZM35 260V259H34ZM62 260V259H61ZM67 260V259H66ZM86 260V259H85ZM84 260V261H85ZM7 261V260H6ZM14 261V260H13ZM79 260H75V259H70V260H68V262L66 263V264H79V262H78ZM208 261V260H207ZM210 261H214V260H211L210 259ZM257 261V260H256ZM46 262V261H45ZM97 262V261H96ZM114 262V261H113ZM137 262H139V261H137ZM146 262V261H145ZM148 262V261H147ZM234 262V261H233ZM59 263V262H58ZM142 263V262H141ZM213 263V262H212ZM215 263H216V261H215ZM226 263V262H225ZM235 263V264H236ZM80 264H82L81 263V261H80ZM83 264H85L84 262H83ZM136 264V263H135ZM139 264V263H138ZM143 264V263H142ZM145 264H148V263H145ZM160 264H162V263H160ZM164 264H166V261H165V263ZM202 264H206V263H202ZM207 264H209V263H207ZM210 264H211V262H210ZM227 264V263H226ZM255 264H258V263H255Z\"/></svg>","mask_w":264,"mask_h":264}]
</instances>
